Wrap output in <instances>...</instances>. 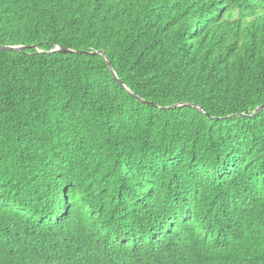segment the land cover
<instances>
[{"label":"trees","instance_id":"trees-1","mask_svg":"<svg viewBox=\"0 0 264 264\" xmlns=\"http://www.w3.org/2000/svg\"><path fill=\"white\" fill-rule=\"evenodd\" d=\"M18 45L0 264H264V0H0Z\"/></svg>","mask_w":264,"mask_h":264},{"label":"water","instance_id":"water-1","mask_svg":"<svg viewBox=\"0 0 264 264\" xmlns=\"http://www.w3.org/2000/svg\"><path fill=\"white\" fill-rule=\"evenodd\" d=\"M36 48V46H0V50H6V51H21V50H25V49H29V48ZM52 51H60V52H72L71 50H66L63 48H59V47H55ZM98 54H102V52H97ZM107 61V60H106ZM108 63V62H107ZM108 67L110 68V72L112 73V75L115 77V74L113 72V70L111 69L110 64L108 63ZM262 109H264V104L260 105L259 107H257L251 115H256L258 112H260ZM201 110V109H200Z\"/></svg>","mask_w":264,"mask_h":264}]
</instances>
